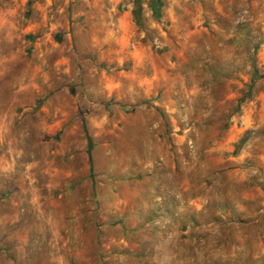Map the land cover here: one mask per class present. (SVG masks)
I'll use <instances>...</instances> for the list:
<instances>
[{
    "label": "rangeland",
    "instance_id": "obj_1",
    "mask_svg": "<svg viewBox=\"0 0 264 264\" xmlns=\"http://www.w3.org/2000/svg\"><path fill=\"white\" fill-rule=\"evenodd\" d=\"M154 2L0 0V264H264V0Z\"/></svg>",
    "mask_w": 264,
    "mask_h": 264
},
{
    "label": "trees",
    "instance_id": "obj_2",
    "mask_svg": "<svg viewBox=\"0 0 264 264\" xmlns=\"http://www.w3.org/2000/svg\"><path fill=\"white\" fill-rule=\"evenodd\" d=\"M157 1H158V0H155V2H157ZM155 2H154V3H155ZM152 5H153V3H152ZM89 158H90V153H89Z\"/></svg>",
    "mask_w": 264,
    "mask_h": 264
}]
</instances>
